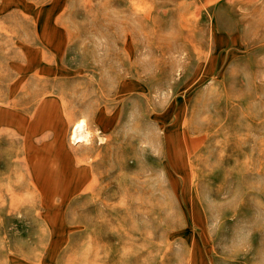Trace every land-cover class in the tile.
I'll use <instances>...</instances> for the list:
<instances>
[{
    "label": "rangeland",
    "instance_id": "rangeland-1",
    "mask_svg": "<svg viewBox=\"0 0 264 264\" xmlns=\"http://www.w3.org/2000/svg\"><path fill=\"white\" fill-rule=\"evenodd\" d=\"M58 33L67 89L115 112L67 143L108 157L0 209V264H264V0H0L13 62Z\"/></svg>",
    "mask_w": 264,
    "mask_h": 264
},
{
    "label": "crops",
    "instance_id": "crops-1",
    "mask_svg": "<svg viewBox=\"0 0 264 264\" xmlns=\"http://www.w3.org/2000/svg\"><path fill=\"white\" fill-rule=\"evenodd\" d=\"M65 38L49 34L51 53L26 51L20 62L0 52L1 210L19 207L23 202L15 197L21 194H26L27 207L49 205L52 197L78 195L87 182L85 175L95 172L108 157L107 141L103 145L106 155L95 140L79 144L84 145L80 149L67 143L69 139L77 144L71 142L72 129L83 118L105 132L114 122L115 112L108 109V98L101 102L84 99L67 89L65 84H75L78 79L69 75L74 74L76 63L73 67L63 63L60 44ZM89 158L91 162H87ZM61 202L65 203L56 201Z\"/></svg>",
    "mask_w": 264,
    "mask_h": 264
},
{
    "label": "bare ground",
    "instance_id": "bare-ground-1",
    "mask_svg": "<svg viewBox=\"0 0 264 264\" xmlns=\"http://www.w3.org/2000/svg\"><path fill=\"white\" fill-rule=\"evenodd\" d=\"M78 124V125H77ZM76 124V127L74 128V130L72 129V134H71V139H73L74 141H82L85 138H87V134L86 132H84V123L79 122ZM72 142V141H71Z\"/></svg>",
    "mask_w": 264,
    "mask_h": 264
}]
</instances>
